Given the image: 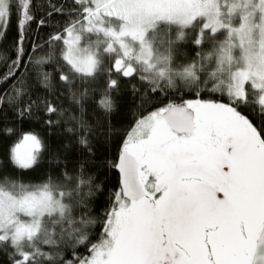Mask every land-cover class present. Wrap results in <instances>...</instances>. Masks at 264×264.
I'll return each instance as SVG.
<instances>
[{"label": "snow or ice", "instance_id": "obj_1", "mask_svg": "<svg viewBox=\"0 0 264 264\" xmlns=\"http://www.w3.org/2000/svg\"><path fill=\"white\" fill-rule=\"evenodd\" d=\"M0 264H264V0H0Z\"/></svg>", "mask_w": 264, "mask_h": 264}]
</instances>
